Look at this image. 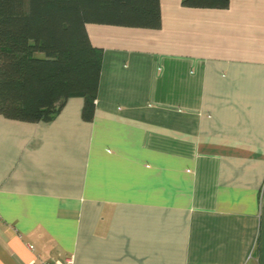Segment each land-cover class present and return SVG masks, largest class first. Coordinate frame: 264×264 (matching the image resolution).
<instances>
[{"label": "crops", "instance_id": "crops-1", "mask_svg": "<svg viewBox=\"0 0 264 264\" xmlns=\"http://www.w3.org/2000/svg\"><path fill=\"white\" fill-rule=\"evenodd\" d=\"M86 25L93 119L0 116V264H264V0Z\"/></svg>", "mask_w": 264, "mask_h": 264}, {"label": "trees", "instance_id": "trees-1", "mask_svg": "<svg viewBox=\"0 0 264 264\" xmlns=\"http://www.w3.org/2000/svg\"><path fill=\"white\" fill-rule=\"evenodd\" d=\"M188 8L225 9L229 0H179ZM159 29V0H0V116L51 121L69 98L93 119L103 50L86 25Z\"/></svg>", "mask_w": 264, "mask_h": 264}, {"label": "built area", "instance_id": "built-area-1", "mask_svg": "<svg viewBox=\"0 0 264 264\" xmlns=\"http://www.w3.org/2000/svg\"><path fill=\"white\" fill-rule=\"evenodd\" d=\"M71 263H72L71 259H68L65 264H71ZM42 264H62V263H59V262H47V263H42Z\"/></svg>", "mask_w": 264, "mask_h": 264}]
</instances>
